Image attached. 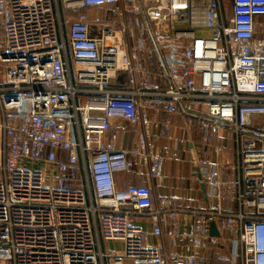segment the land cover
Instances as JSON below:
<instances>
[{
    "label": "built area",
    "instance_id": "1",
    "mask_svg": "<svg viewBox=\"0 0 264 264\" xmlns=\"http://www.w3.org/2000/svg\"><path fill=\"white\" fill-rule=\"evenodd\" d=\"M176 114L206 201L154 199ZM113 120L132 145L104 140ZM214 256L264 264V0H0V264Z\"/></svg>",
    "mask_w": 264,
    "mask_h": 264
},
{
    "label": "crops",
    "instance_id": "2",
    "mask_svg": "<svg viewBox=\"0 0 264 264\" xmlns=\"http://www.w3.org/2000/svg\"><path fill=\"white\" fill-rule=\"evenodd\" d=\"M121 126L116 137H112L113 131H109L104 137L105 141L112 140L117 147H127L132 145L136 133L133 128L124 120H113L112 127ZM225 128V127H224ZM224 132V137L221 134ZM233 133L226 128L214 138V142L225 146V152L220 157V161L227 165L225 170H221L226 176L234 172V143ZM228 138V140H226ZM199 132L188 126L181 115H174L173 127L169 134L159 138L157 145L159 151L164 155L162 177L153 189L154 199L160 196H170L182 205H188L197 201H206L207 193L203 192L201 181L198 175L196 161L201 157L199 150ZM117 185L122 187L129 183H144V179L135 173L119 172L115 174ZM148 229L149 225L145 224ZM149 242L154 243L155 237L149 235ZM210 264H228L226 261H217L214 257L209 260Z\"/></svg>",
    "mask_w": 264,
    "mask_h": 264
},
{
    "label": "water",
    "instance_id": "3",
    "mask_svg": "<svg viewBox=\"0 0 264 264\" xmlns=\"http://www.w3.org/2000/svg\"><path fill=\"white\" fill-rule=\"evenodd\" d=\"M198 175H199V172H198ZM199 176H200V175H199ZM201 187H202V190H203V192H204L205 189H204V184H203V183H201ZM210 230H211V232H212L213 234H217V230H216V227H215L214 222H210Z\"/></svg>",
    "mask_w": 264,
    "mask_h": 264
},
{
    "label": "rangeland",
    "instance_id": "4",
    "mask_svg": "<svg viewBox=\"0 0 264 264\" xmlns=\"http://www.w3.org/2000/svg\"><path fill=\"white\" fill-rule=\"evenodd\" d=\"M104 24H106V25H108L109 24V21H106V20H103L102 21ZM111 244V246H113V242L112 243H110Z\"/></svg>",
    "mask_w": 264,
    "mask_h": 264
}]
</instances>
